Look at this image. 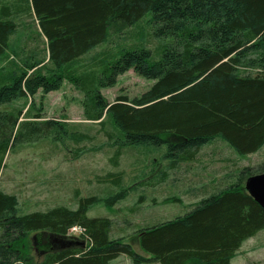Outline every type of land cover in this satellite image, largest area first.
<instances>
[{"label":"trees","instance_id":"16d2710c","mask_svg":"<svg viewBox=\"0 0 264 264\" xmlns=\"http://www.w3.org/2000/svg\"><path fill=\"white\" fill-rule=\"evenodd\" d=\"M17 1L18 10L0 9V174L15 146L68 134L62 122L41 121V114L21 122L23 111L11 107L21 98L57 92L64 81L85 94L89 119H112L123 146H166L174 168L196 161L217 142L240 156L264 147V0H30L28 9ZM150 13L153 35L170 40L160 60L139 49L109 63L105 58L114 56L105 53L79 72L89 52L129 33ZM25 18H33L28 25L45 37L46 57L35 48L19 55L17 71H4L18 20ZM35 29L24 32L33 36ZM130 71L153 86L140 98L121 95L108 103L101 89ZM120 156L118 151L115 165ZM259 174L264 164L246 168L235 184L184 216L139 231L145 256L123 239L111 240L112 219L88 217L95 197L81 198L77 210L21 214L18 197L0 190V264H111L121 256L133 264H232L242 244L264 230V209L244 185ZM107 179L122 182L120 175ZM126 197L118 193L105 204L111 209ZM73 227L83 230L78 238L69 236ZM43 234L50 241L36 262L32 244ZM56 240L78 246L52 249Z\"/></svg>","mask_w":264,"mask_h":264},{"label":"rangeland","instance_id":"374dc122","mask_svg":"<svg viewBox=\"0 0 264 264\" xmlns=\"http://www.w3.org/2000/svg\"><path fill=\"white\" fill-rule=\"evenodd\" d=\"M11 1L14 0H2L1 4ZM19 1L28 9L26 0ZM151 19L150 13L129 33L112 38L89 52L81 60V66L78 64L79 72L93 67L101 60L102 55L99 54L105 53L114 56L105 58L109 63L126 51L139 49L150 50L153 61L160 60L163 48L170 44V40L153 35ZM20 20L17 22L25 26L23 23L28 25L30 19ZM29 29L35 28L29 25ZM35 33L27 54L35 53V48H38L40 57L44 58L45 46ZM11 41V49L15 53H8L5 66H2L4 71L18 70L24 49V43L20 42L22 38L17 40L13 37ZM248 72L255 74L257 71L252 69ZM153 84L154 81L130 71L118 77L115 85L102 88L101 95L110 104L121 95L137 99ZM85 102V94L64 81L57 92L39 93L33 99L21 98L11 106L23 111L21 122L33 121L41 114V121L62 122L68 133L60 140L44 138L19 144L6 155L0 174V190L18 197L21 214L48 212L58 207L77 210L81 198L95 197L97 203L88 209V217L112 219L111 240L123 239L138 254L145 256L136 241L139 231L184 216L202 200L227 189L246 168L255 169L264 164V149L244 158L234 156L230 150H224L217 156L209 154L215 147H224L217 142L202 150L196 161L174 168L166 158V146H123L122 133L112 119L106 114L99 121L89 119ZM118 151L121 156L115 165L114 157ZM109 175H120L121 184L108 180ZM118 193H125L127 197L110 209L105 201ZM70 232V237L78 238L79 234ZM260 236L258 243L248 248V252L245 249L252 244L247 242L243 252L235 258L237 264H264V232ZM49 239L47 234H43L39 237V244L33 242L31 255L36 262L43 259L42 253L46 251ZM112 264L133 262L127 256H121Z\"/></svg>","mask_w":264,"mask_h":264},{"label":"crops","instance_id":"0c3cea01","mask_svg":"<svg viewBox=\"0 0 264 264\" xmlns=\"http://www.w3.org/2000/svg\"><path fill=\"white\" fill-rule=\"evenodd\" d=\"M28 1V3H30V0H27ZM1 2H2V0H0V5H2V7H0V9H1V11L6 7V6H10V5H12L13 7H14V10L16 9V10H18V1L17 0H14V1H11L10 3H2L1 4ZM31 4V3H30ZM13 10V11H14ZM24 24H25V26H22V24H20L19 25V28H18V31L14 34V36H12V38L13 37H17V40L19 39V38H22L23 39V41H20L21 43H24V46H26V47H22V48H24L23 50L25 51V52H22L21 51V54H24V56L25 55H27V48L32 44V42L31 41H33V40H31L32 39V35H30L29 36V33L26 35L25 34V28H27V27H29V25H27L26 24V22H24ZM36 31V35L38 36V38H39V41L41 40V42L44 44H46V39H45V37L43 36V35H41V31L38 29V27H37V29H35ZM24 38H25V40H24ZM12 40V39H11ZM17 42H19V41H17ZM20 52V51H19ZM47 62V61H46ZM224 147H220V149L218 148V147H215V149H212V153H209V154H211V155H214V156H217V155H219L220 154V152L222 153V151H224V150H227V151H229L230 150V152L232 151V154L234 155V156H238L239 158H244V157H250V156H252V155H255V154H252V155H249V156H240V155H238L237 153H235L230 147H227L226 145H223ZM206 148V147H205ZM204 148V149H205ZM262 149H264V147L262 148ZM261 151V150H260ZM259 151V152H260ZM238 180H237V178H234V182H232V184L231 185H233V184H235L236 182H237ZM230 185V186H231ZM264 232V230L263 231H261V232H259L255 237H253V238H251V239H249V240H247V241H245L243 244H242V246H241V248H240V250L237 252V254L235 255V257L233 258V260H232V264H237L236 263V261H235V258L237 257V255L242 251L243 252V249L245 248L244 246L246 245V244H248L247 242H249V244H252V245H249L250 247H247L245 250H247L246 252H248L249 250H248V248H251L252 246H253V244H256V242L258 241V239L260 238V237H262V236H260V234H262ZM258 243V242H257ZM68 248H70V247H68V246H65V245H55L52 249H56V250H64V249H68ZM257 248V247H256ZM244 250V251H245ZM255 249H252V251H254ZM257 250V249H256ZM113 262H115V261H113ZM113 262H111V264L113 263Z\"/></svg>","mask_w":264,"mask_h":264},{"label":"water","instance_id":"95a60500","mask_svg":"<svg viewBox=\"0 0 264 264\" xmlns=\"http://www.w3.org/2000/svg\"><path fill=\"white\" fill-rule=\"evenodd\" d=\"M246 192L264 209V174L249 177L245 182ZM55 245H65L70 248L78 246L73 242H60L56 240ZM85 247V244H83Z\"/></svg>","mask_w":264,"mask_h":264},{"label":"built area","instance_id":"2783aa9c","mask_svg":"<svg viewBox=\"0 0 264 264\" xmlns=\"http://www.w3.org/2000/svg\"><path fill=\"white\" fill-rule=\"evenodd\" d=\"M72 231H73V233L76 235V234H79L78 235V237L82 234V232H83V230L81 229V228H79V227H73L72 229H71ZM70 230V231H71ZM71 233V232H70Z\"/></svg>","mask_w":264,"mask_h":264}]
</instances>
